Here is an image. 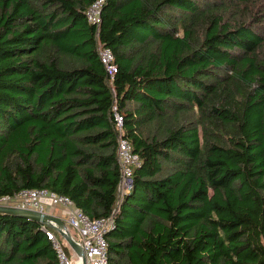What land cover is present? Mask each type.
Listing matches in <instances>:
<instances>
[{
  "label": "trees",
  "instance_id": "16d2710c",
  "mask_svg": "<svg viewBox=\"0 0 264 264\" xmlns=\"http://www.w3.org/2000/svg\"><path fill=\"white\" fill-rule=\"evenodd\" d=\"M94 1L0 0V197L113 218L109 264H264V0ZM43 227L0 212V264H60Z\"/></svg>",
  "mask_w": 264,
  "mask_h": 264
},
{
  "label": "built area",
  "instance_id": "2783aa9c",
  "mask_svg": "<svg viewBox=\"0 0 264 264\" xmlns=\"http://www.w3.org/2000/svg\"><path fill=\"white\" fill-rule=\"evenodd\" d=\"M104 3L105 0H95L88 7L86 17L89 23L100 25ZM99 45L101 61L106 67L112 83L118 72L115 55L110 48L104 47L102 44ZM113 112L115 125L119 134L118 159L121 167L119 193L121 195L132 189L134 171L137 167L141 166L142 161L139 154L135 152L132 142L125 135V117L116 103L113 106ZM45 199H48L54 206L65 207L69 210L66 222L73 238L81 245L84 251L85 264H109L107 233L114 227L113 218H91L88 214L78 209L69 196L60 195L47 188H27L21 190L13 197L2 196L0 197V206L9 205L46 212ZM43 228L49 239L53 242L60 264H78L77 261H82L81 264H83L82 257L68 243H66L67 246H64L53 230L47 228L46 225ZM72 231L76 232L79 239L76 238Z\"/></svg>",
  "mask_w": 264,
  "mask_h": 264
},
{
  "label": "water",
  "instance_id": "95a60500",
  "mask_svg": "<svg viewBox=\"0 0 264 264\" xmlns=\"http://www.w3.org/2000/svg\"><path fill=\"white\" fill-rule=\"evenodd\" d=\"M0 212H7L12 214H17L21 216H25L31 219H35L42 224L49 226L56 230L64 239H66L67 243L74 249V251L82 257L83 264H85V255L81 245L73 238L67 222L65 219H61L54 215H51L46 212H39L33 209H24L20 207H14L9 205L0 206Z\"/></svg>",
  "mask_w": 264,
  "mask_h": 264
},
{
  "label": "crops",
  "instance_id": "0c3cea01",
  "mask_svg": "<svg viewBox=\"0 0 264 264\" xmlns=\"http://www.w3.org/2000/svg\"><path fill=\"white\" fill-rule=\"evenodd\" d=\"M44 202L46 203L47 213L59 217L61 219H67L69 213V210L67 208L61 206H54L48 199H45Z\"/></svg>",
  "mask_w": 264,
  "mask_h": 264
},
{
  "label": "rangeland",
  "instance_id": "374dc122",
  "mask_svg": "<svg viewBox=\"0 0 264 264\" xmlns=\"http://www.w3.org/2000/svg\"><path fill=\"white\" fill-rule=\"evenodd\" d=\"M73 232V234L76 236V238H78V235L74 232V231H72ZM79 239V238H78ZM60 241L62 242V244L64 245V246H67L66 245V243H67V241H66V239H64V237H60ZM67 250H68V248H66Z\"/></svg>",
  "mask_w": 264,
  "mask_h": 264
},
{
  "label": "bare ground",
  "instance_id": "6f19581e",
  "mask_svg": "<svg viewBox=\"0 0 264 264\" xmlns=\"http://www.w3.org/2000/svg\"><path fill=\"white\" fill-rule=\"evenodd\" d=\"M77 262H78V264H81L82 261H77Z\"/></svg>",
  "mask_w": 264,
  "mask_h": 264
}]
</instances>
